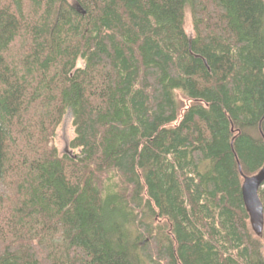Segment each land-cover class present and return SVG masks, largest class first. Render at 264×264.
Listing matches in <instances>:
<instances>
[{"label":"trees","instance_id":"16d2710c","mask_svg":"<svg viewBox=\"0 0 264 264\" xmlns=\"http://www.w3.org/2000/svg\"><path fill=\"white\" fill-rule=\"evenodd\" d=\"M263 169L264 0H0V264H264Z\"/></svg>","mask_w":264,"mask_h":264},{"label":"water","instance_id":"95a60500","mask_svg":"<svg viewBox=\"0 0 264 264\" xmlns=\"http://www.w3.org/2000/svg\"><path fill=\"white\" fill-rule=\"evenodd\" d=\"M264 181V169L252 178H246L243 193L246 201V206L251 214L254 226L261 230L263 228L264 216L263 205L259 198V189Z\"/></svg>","mask_w":264,"mask_h":264},{"label":"rangeland","instance_id":"374dc122","mask_svg":"<svg viewBox=\"0 0 264 264\" xmlns=\"http://www.w3.org/2000/svg\"><path fill=\"white\" fill-rule=\"evenodd\" d=\"M186 31L190 37L193 36L194 34V29H193V24H192V19H191V14H187L186 18ZM81 65V63H80ZM74 130L72 127V114L71 112H68V114L65 116L62 124L58 128L57 135H56V146L59 150L60 154H68L73 156L74 151L72 150L70 146V142L74 138Z\"/></svg>","mask_w":264,"mask_h":264},{"label":"bare ground","instance_id":"6f19581e","mask_svg":"<svg viewBox=\"0 0 264 264\" xmlns=\"http://www.w3.org/2000/svg\"><path fill=\"white\" fill-rule=\"evenodd\" d=\"M253 223V222H252ZM253 225V227L256 229V231H258V232H261V230H258L255 226H254V224H252Z\"/></svg>","mask_w":264,"mask_h":264}]
</instances>
